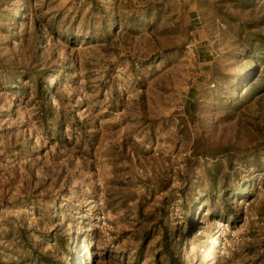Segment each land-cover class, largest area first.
Listing matches in <instances>:
<instances>
[{
	"label": "rangeland",
	"instance_id": "rangeland-1",
	"mask_svg": "<svg viewBox=\"0 0 264 264\" xmlns=\"http://www.w3.org/2000/svg\"><path fill=\"white\" fill-rule=\"evenodd\" d=\"M98 2L119 18L109 42L99 39V16L97 13L89 15V0H32L39 20L55 18L58 29H71L77 41L70 45L57 34L54 49L59 60L68 58L75 62L74 82L66 77L63 88L72 99L74 115L78 120L89 118L95 134L91 147L86 150L77 148V153L74 147L78 140L72 143L71 153L65 155L72 160L70 163L65 156L52 160L56 145L49 143L33 120L31 91L25 96L16 88L22 80L18 77L14 81L7 75L10 69L18 74L17 70L44 62L51 51L46 45L41 54L36 52L35 61L30 39L10 22V16L15 13L13 7L0 0V245L8 249L15 245L16 227L23 226L39 240L43 250L50 246L55 250L54 244H45L38 234L55 226L49 222L54 204L47 194L52 192L59 205L66 202L69 206L66 210L80 204L84 213L87 212V223L77 220L66 227L69 234L84 233L85 239L96 244V264H133L137 241L131 235H121L120 231L126 226L125 218L121 211L111 213L106 209L105 189L109 180L117 179L125 192H140L144 189L140 180L170 174L169 189L175 195L170 207L171 222L183 235L184 247L192 261L196 264H253L263 251L264 215L260 206L264 203V172L254 173L251 167L237 163L236 178L240 183H252L247 186H251L250 196L238 202L242 209L239 222L233 226L227 220H210L209 211H204L199 220L192 214V221L198 220L200 227L185 237L189 222L180 208L182 199L178 189L183 186L181 176L186 172L188 145L176 139V124L187 96L203 97L205 92L217 91V82L210 77L213 66L227 73L235 69L230 51L236 49L237 42L248 46L250 40V33L239 24L259 18L264 12V0L242 5L234 4L233 0ZM150 4L148 15L144 7ZM158 4L161 6L156 8ZM227 12L233 14L230 18L234 20H227ZM253 30L264 34V24L256 25L251 32ZM90 32L93 39L86 40ZM54 62L52 60L50 66ZM262 96L259 101L236 110L230 120L211 127L214 129L211 138L232 141L239 146L263 138L264 94ZM51 102L58 107L54 97ZM11 106L17 118L11 116ZM209 118L210 115L208 121ZM24 121L28 123L26 127L22 125ZM25 129L34 140L32 151L37 149L39 154L29 156L13 151ZM65 132L69 140L77 139L80 134L76 126L67 127ZM59 152L67 153L61 149ZM60 171L63 172L61 177L57 176ZM196 173L199 174V169ZM63 185L67 188L65 193L56 190ZM167 192L154 194L152 205ZM69 214L71 218L79 216ZM216 220L227 222L240 240L236 242L231 236L222 238L215 227ZM66 222L64 217L60 225ZM93 230L95 236L91 234ZM1 234H5L4 237ZM82 247L86 251L87 243ZM57 253L67 259L64 250ZM152 254L149 248L139 264H153Z\"/></svg>",
	"mask_w": 264,
	"mask_h": 264
},
{
	"label": "trees",
	"instance_id": "trees-1",
	"mask_svg": "<svg viewBox=\"0 0 264 264\" xmlns=\"http://www.w3.org/2000/svg\"><path fill=\"white\" fill-rule=\"evenodd\" d=\"M3 1L8 2L15 11L13 16H10L12 25L18 30L21 28V33L30 39L31 47L34 49V60L37 61L38 54L36 52H42L46 45L51 51V54H47L45 57L44 62L40 61L24 67L23 71L16 69L18 74L15 73V70L10 69L7 75L11 76L14 81H17L18 77L22 80L18 82L16 88L25 96L29 95L31 91L30 103L34 106L33 120L43 130L49 143L53 142L56 145L52 160L58 161L65 155L67 156L74 147L72 143L75 140H78V144L74 147L76 152L77 148H90L92 135L95 134L94 126L92 127L89 118L77 119L73 113L72 99L68 97L69 95L63 88L66 77L74 82L75 62L68 58L59 60L54 49L57 45L55 42L57 34L67 39L70 45L77 42L74 38L75 34L69 28L58 29L55 18L45 19L44 22L39 20L35 16L32 0ZM89 1L91 3L89 15L97 13L96 16H99V39L109 42L113 39L114 31L117 30L119 18L113 11L106 10L104 6H101L98 0ZM233 2L242 5L250 4L252 0H233ZM151 5L144 7L145 13L148 15ZM155 6L159 8L161 5ZM227 14L229 15H227V20H234L230 18L233 14L228 12ZM258 17L239 24L250 33V40L248 46L237 42L236 49L230 51L235 69L227 73L213 66L212 70L210 69V77L211 80H216L217 91L205 92L203 97L187 96L178 116L176 139L182 140L188 145V153L185 156L186 172L181 176L183 186L178 189V194L182 199L180 208L185 220L189 222L185 237L199 230L200 222L198 220L203 217L204 211H209L208 218L210 220L216 218L227 220L233 226L239 222L242 209L238 202L250 196L249 188L251 186H247L251 182L240 183L236 178L238 177L237 163L251 167L254 173L264 172V137L244 146H239L232 141H214L211 138V133L214 130L211 127H216L219 122L230 120L236 110H241L249 103L259 101L263 97L264 34L254 30L251 32L256 25L264 24V12ZM136 23L141 24L140 22ZM86 35V40L93 39V33L90 32ZM48 55H51V59L55 61L51 66L52 60ZM24 81L29 84H22ZM53 97L56 99L58 107L51 102ZM13 108L11 106L9 112L11 116L17 118V113ZM207 113L211 116L209 121ZM22 125L26 127L28 123L24 121ZM74 126L77 127L80 134L77 139L69 140L65 129ZM151 128L153 127L151 126ZM34 147V140L25 129L22 139L14 146L13 151L29 156L32 153L39 154L40 151L37 149L32 151ZM60 149L67 153L61 154ZM66 159L72 163L68 157ZM198 169L199 174L196 173ZM62 175V171L57 174L60 177ZM194 179L195 181H193ZM140 183L144 185V189L140 192H125L122 182L117 179L109 180V185L105 189L106 209L111 213L121 211L125 218L126 226L124 230L120 231L121 235H131L137 241L133 252V264H139L149 248L153 252V264H196L184 247L183 235L180 234L178 226L171 222L170 207L175 195L169 189L170 174L155 178L145 177L144 180H140ZM66 189L64 185L56 188L57 191L64 193ZM165 190H168L167 194L162 195L159 202L152 205L154 194L163 193ZM76 193H79L77 189ZM47 195L54 204V212L50 214L49 222L55 226L49 231L38 234L45 244H54L55 250H53V246L43 250V246L39 244L37 238L32 237L25 227L17 226L14 232L17 243L10 245L9 249L2 245L5 250H0V264H96L98 259L96 244L85 239L84 233L69 234L70 231L66 227L69 223H75L77 220L87 223V212L84 213L80 204L66 210L69 207L66 202L59 205L58 198L52 192ZM70 212L79 216L71 218ZM260 212L264 215V203L260 206ZM192 214L197 216V221H192ZM64 217L67 222L60 225ZM134 222L138 224L137 227L132 226ZM57 224L59 225L57 226ZM95 232L93 230L91 234L95 236ZM1 235L4 237L5 234ZM85 243L88 245L86 251L82 247ZM2 246L0 245V247ZM58 250L65 251L66 260L58 255ZM2 256L6 257L5 260H2ZM14 261L16 262L14 263ZM253 262V264H264V240L263 251L256 256Z\"/></svg>",
	"mask_w": 264,
	"mask_h": 264
},
{
	"label": "built area",
	"instance_id": "built-area-1",
	"mask_svg": "<svg viewBox=\"0 0 264 264\" xmlns=\"http://www.w3.org/2000/svg\"><path fill=\"white\" fill-rule=\"evenodd\" d=\"M215 227L217 229V232L219 235H221L222 238H226V236H231L232 240L238 242L240 240V237L230 229V226L227 224V222H223L221 220L215 221ZM224 247V244H222Z\"/></svg>",
	"mask_w": 264,
	"mask_h": 264
}]
</instances>
